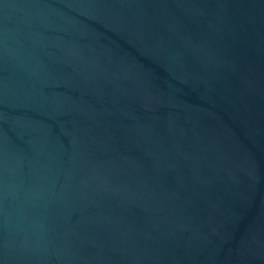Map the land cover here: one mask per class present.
<instances>
[{"label":"water","instance_id":"1","mask_svg":"<svg viewBox=\"0 0 264 264\" xmlns=\"http://www.w3.org/2000/svg\"><path fill=\"white\" fill-rule=\"evenodd\" d=\"M0 264H264V0H0Z\"/></svg>","mask_w":264,"mask_h":264}]
</instances>
